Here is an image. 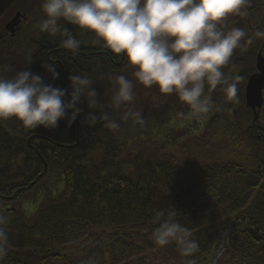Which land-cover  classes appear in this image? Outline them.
I'll use <instances>...</instances> for the list:
<instances>
[{
  "label": "trees",
  "instance_id": "16d2710c",
  "mask_svg": "<svg viewBox=\"0 0 264 264\" xmlns=\"http://www.w3.org/2000/svg\"><path fill=\"white\" fill-rule=\"evenodd\" d=\"M255 6L264 7L259 0ZM256 19L264 24V17ZM239 26L260 24L241 21ZM259 52L264 56V41L236 52L226 71L243 77L240 103L233 106L214 93L204 131L190 138L182 156L159 155L142 163L97 160L116 145V138L100 125H81L90 111L84 103L70 127L62 120V127L59 123L53 131L0 130L4 201L37 188L53 167L64 182L61 194L41 205L33 218L15 211L17 216L9 219L7 264H81L92 255L101 264H148L155 256L149 240L152 213L171 207L200 244L197 264H209L219 247L224 249L220 264H264V91L257 120L244 105V86L255 72ZM113 61L119 65L112 64L110 72H122L121 62ZM63 69L59 87L68 88V76L75 73L71 59ZM95 70L104 84L103 69ZM142 103L145 117L155 115V108ZM32 134L40 138L28 144ZM161 253L181 264L172 246Z\"/></svg>",
  "mask_w": 264,
  "mask_h": 264
},
{
  "label": "clouds",
  "instance_id": "9594fccd",
  "mask_svg": "<svg viewBox=\"0 0 264 264\" xmlns=\"http://www.w3.org/2000/svg\"><path fill=\"white\" fill-rule=\"evenodd\" d=\"M264 5V0H259ZM257 0H40L41 18L34 27L39 33L57 38L60 46L73 56L86 42L104 50L121 62L123 71L97 78L72 72L68 88L46 83L31 71L30 51L20 70L0 64V122L14 120L25 131L38 128L53 131L62 120L71 126L83 112L90 110L81 125L118 134L122 125L143 129L146 125L144 103L156 108L174 97L181 111L176 117L188 120L205 118L213 109V94L225 102L240 103L243 77L229 75L237 51L247 52L264 41V7ZM260 24L242 27L240 22ZM72 26L71 28L67 27ZM52 81L59 78L53 63L42 64ZM102 89V92H101ZM231 111V109H229ZM174 208L155 209L149 240L150 251L158 254L172 246L181 264H197L201 251L193 232L178 220ZM9 218L0 213V264H7L11 251ZM224 249L219 248L211 264H220ZM81 264H101L92 255ZM175 264V261H168Z\"/></svg>",
  "mask_w": 264,
  "mask_h": 264
},
{
  "label": "rangeland",
  "instance_id": "374dc122",
  "mask_svg": "<svg viewBox=\"0 0 264 264\" xmlns=\"http://www.w3.org/2000/svg\"><path fill=\"white\" fill-rule=\"evenodd\" d=\"M38 14L33 16L31 26L27 28V32L30 30L34 33L33 38L37 39L39 31L34 27L37 20L41 18L40 6H38ZM25 28V26H23ZM105 81V80H104ZM155 115L146 116V125L143 129L138 126L133 127L130 123L122 125L120 133L115 134L116 145L106 155H97L96 159L105 160L110 164V160L120 162L121 160L131 159L137 160L142 163L144 159H157L159 155H174L182 156V149L187 146L190 138L200 135L208 121L209 114L200 120H188L176 117V115H163L159 114L156 119ZM150 117V118H147ZM14 121V120H13ZM3 126L8 127V124L12 122H0ZM12 132H18L21 130V126L18 122L14 121V124L10 126ZM131 168H126L124 171H132ZM64 188V182L62 176L59 174V170L56 167L51 168L49 177L44 182L37 186L34 190H27L18 199L14 201H4L0 197V210H15L16 214L20 213L25 218L31 219L34 217L41 205L47 203L49 200L57 198ZM14 213V214H13ZM10 214L9 219H14L17 215L15 212ZM222 248V247H219ZM217 248L216 250H218ZM213 252L210 258L209 264L214 259ZM157 254L151 256V260H148V264H155ZM158 259L161 264H168V261L176 260L165 256L163 253L158 254Z\"/></svg>",
  "mask_w": 264,
  "mask_h": 264
},
{
  "label": "flooded vegetation",
  "instance_id": "af4514ba",
  "mask_svg": "<svg viewBox=\"0 0 264 264\" xmlns=\"http://www.w3.org/2000/svg\"><path fill=\"white\" fill-rule=\"evenodd\" d=\"M38 6H40V0H14L12 5L0 16V64H9L20 70V67L24 66V56L26 52L30 51L33 55L34 62L29 66L31 71L35 74H39L44 77L46 83H52L59 87V83L64 75V64L68 59H71L75 73H81L86 75L96 76V68L100 70L103 76L105 73L110 72L112 64L116 67L119 65L113 61L104 50L97 46H93L87 41L89 37H79L86 42L82 45L81 51L73 56L71 52L64 50L57 38H50L46 34H38V38H33L34 33L32 31L27 32V28L31 26L33 16L38 14ZM19 13V24L14 29V32H8L5 28L6 24ZM25 26V28H23ZM71 28L72 26L68 25ZM47 61L53 63L59 72V78L52 81L50 76L45 72L42 64ZM174 97L169 98L165 102H161L158 107L155 108L154 118L163 113L167 115H175L177 111H181L180 105L176 103ZM8 124V127L3 126L0 123V130L10 132V126L14 124L13 120ZM8 121V122H9ZM62 127V123H60ZM59 128V127H58ZM40 138L36 134H32L28 138V144L31 139Z\"/></svg>",
  "mask_w": 264,
  "mask_h": 264
},
{
  "label": "water",
  "instance_id": "95a60500",
  "mask_svg": "<svg viewBox=\"0 0 264 264\" xmlns=\"http://www.w3.org/2000/svg\"><path fill=\"white\" fill-rule=\"evenodd\" d=\"M14 0H0V16L12 5ZM22 17L19 13L6 24L8 32L13 33ZM264 90V57L259 52L255 59V73L247 80L244 87V103L246 109H251L254 120H257L263 104L262 91Z\"/></svg>",
  "mask_w": 264,
  "mask_h": 264
}]
</instances>
